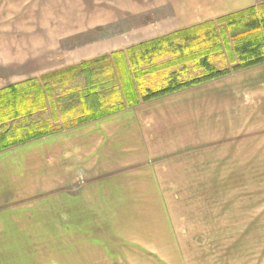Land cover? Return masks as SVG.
Here are the masks:
<instances>
[{"label": "crops", "instance_id": "crops-1", "mask_svg": "<svg viewBox=\"0 0 264 264\" xmlns=\"http://www.w3.org/2000/svg\"><path fill=\"white\" fill-rule=\"evenodd\" d=\"M261 2L0 0V75L31 73L36 59L62 52L108 56L119 50L100 51L101 42H141L149 26L202 25L223 16L221 11ZM198 162L206 169L240 171V181L227 184L256 183L244 179H258L264 170V64L1 151L0 264H30L20 251L43 248L38 239L53 238L55 245L45 248L63 249L70 233H84V223L95 231L100 217L66 209L44 231L22 230L14 220L22 211L6 209L14 197H116L123 186L143 185L134 179L158 186L179 176L177 170L189 177Z\"/></svg>", "mask_w": 264, "mask_h": 264}, {"label": "rangeland", "instance_id": "rangeland-1", "mask_svg": "<svg viewBox=\"0 0 264 264\" xmlns=\"http://www.w3.org/2000/svg\"><path fill=\"white\" fill-rule=\"evenodd\" d=\"M259 7H264V0L255 6ZM247 10L221 11L223 16L209 20L207 25L187 28L149 26L144 41L101 42L100 51H127L193 29L189 33L196 41L190 43L191 46H186L188 44L181 39H177L173 45V48L181 49L193 47L189 53L190 64L187 71L184 70L186 73L181 76L182 80L200 76L201 71H195L194 65L206 55L218 69H231L232 62H229L225 50L228 45L233 48L235 42L231 37L235 32L228 28V24L231 16ZM262 12L264 8L257 10L258 15ZM142 29L145 30L144 27ZM214 35L218 39L213 38ZM152 37L155 39L147 41ZM217 40L222 46L221 54L216 51L219 50L216 47ZM65 53L62 52L61 57L36 59V66L31 67V73L0 75V92L13 85L20 86L38 80L39 86L43 88L40 99L44 102L40 108L32 107V112L27 111L25 116L19 114L16 123L10 121L5 125L0 124V133L10 127L15 129V133L20 132L18 136L25 129H69L72 127L67 125L88 116L82 107L86 78L76 68L82 63L113 53L95 59L79 57V52L73 53L76 56H64ZM111 69L105 63L94 68L93 85L101 93L108 92L110 85H118L113 65ZM33 70L42 72L35 73ZM52 74L58 78L42 82L43 77ZM159 83L157 87L145 84L143 89L164 86ZM34 96H26L28 103H21L20 100L13 103L14 98L8 94L0 99V111H11L12 107L8 103L17 108H30ZM84 123L88 122L78 125ZM204 166L203 162H198L195 168L187 171L189 177H184L180 170L174 171L180 175L174 179L165 178L164 185L154 186L145 184L150 182L149 179H134V183L142 182L143 185L123 186L116 197H14L6 209L22 211V215L14 219L21 221L22 230L44 231L49 222L51 224V221L57 220L54 216L66 209L77 208L83 212L92 210L100 215L94 220L95 231L88 232L84 223L87 233H70L63 249L45 248V245H55L53 238L49 243H38V239L36 245L43 248L21 250L20 255L29 259L30 264H264V170L258 179H244L251 183L256 181L255 184L236 185L227 183L240 181L236 176L240 171L206 169ZM34 213L38 214L35 218L36 228H33L32 223ZM46 214L53 217L48 218ZM41 215L44 218H40ZM80 220H83L82 216ZM47 234L44 235L48 238L55 235ZM106 250H110L114 256L110 257Z\"/></svg>", "mask_w": 264, "mask_h": 264}, {"label": "trees", "instance_id": "trees-1", "mask_svg": "<svg viewBox=\"0 0 264 264\" xmlns=\"http://www.w3.org/2000/svg\"><path fill=\"white\" fill-rule=\"evenodd\" d=\"M263 8H250L245 12L230 17L231 21L230 24H228V28L235 32V35L231 37V40L234 41L235 44L233 48L228 45V49L225 51L229 56V62H232H230L232 64L231 69H218L213 64L212 59L208 58L206 55L203 56L202 59H199L194 65L195 71H201V74H199L200 76L182 80L181 76L187 71V67L190 64L189 53L190 50H193V47L181 49L173 48V45L177 39H181L188 44L186 46H191L190 43L196 41L192 33H189L193 29L142 45V47L131 48L127 51L113 53L108 57L82 63L76 69L82 71L86 78V89L84 91L86 94L83 97L84 104L82 107L84 106L83 108L88 116L67 125V127L73 128V126L76 127L81 122L98 120L106 116L123 112L127 108H132L141 103L170 96L194 86L223 78L232 73L263 65L264 12H262L261 15L257 14V10ZM207 24L208 23L205 25ZM222 33H224V31H222ZM213 38H215V35ZM220 46V42L217 40L216 47L219 48V50H216L219 51L217 54H221L223 51L222 48L220 49ZM169 54L171 55L170 57L165 56ZM166 57L168 60H165ZM162 59L164 60L162 61ZM104 63L109 67L110 71H112L111 65L114 66L113 71L114 73L116 72L118 85L117 87L110 85L108 92L101 93L93 85V71L97 65ZM180 66H182L181 69H177ZM57 78L56 75L52 74L43 77L41 80L42 82H46L49 79L51 82ZM158 79H160V81H158ZM158 83L164 86L159 87V89H143L145 84H151V86L157 87L156 85H158ZM39 84L38 80H31L20 86H10L7 90L0 92V99H3V97L8 94L12 95L14 98L13 103H15L16 100H20L21 103L22 101L28 103L26 96L35 94L33 105L30 108L23 106L21 109L8 103V106L12 107V110L0 111L1 125H5L10 121L16 123L19 114L25 116L27 111L32 112V107L40 108L43 106V99H40L41 90L43 88H41ZM37 98L39 101H36ZM17 129L20 130V128ZM14 130V128L10 127L0 133V152L60 132L62 128L25 129L24 133L19 136L18 134L20 132L15 133Z\"/></svg>", "mask_w": 264, "mask_h": 264}]
</instances>
